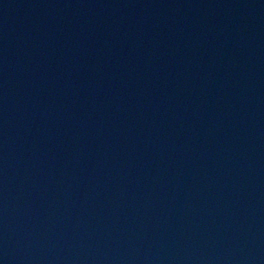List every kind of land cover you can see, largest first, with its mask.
I'll use <instances>...</instances> for the list:
<instances>
[{
  "label": "water",
  "instance_id": "water-1",
  "mask_svg": "<svg viewBox=\"0 0 264 264\" xmlns=\"http://www.w3.org/2000/svg\"><path fill=\"white\" fill-rule=\"evenodd\" d=\"M0 264H264V0H0Z\"/></svg>",
  "mask_w": 264,
  "mask_h": 264
}]
</instances>
